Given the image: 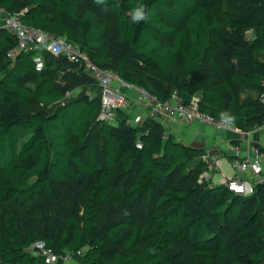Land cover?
Returning <instances> with one entry per match:
<instances>
[{"label":"trees","instance_id":"1","mask_svg":"<svg viewBox=\"0 0 264 264\" xmlns=\"http://www.w3.org/2000/svg\"><path fill=\"white\" fill-rule=\"evenodd\" d=\"M138 5L149 13L139 24L131 20ZM0 7L65 37L160 102L174 92L185 103L198 96L202 111L217 119L226 112L243 131L264 124L261 97H242L264 90V0H0ZM16 47V36L0 29L1 264H46L28 252L36 241L81 264H182L184 254L191 264H264V184L250 196L199 184L209 167L202 149L178 142L160 122L131 125L123 111L117 125L98 121L100 93L73 97L70 84L60 85L72 72L89 76L81 67L47 53L39 73L34 52L8 57ZM33 105L37 111H26ZM58 185L73 187L74 198L85 193L65 228L50 208ZM119 204L140 218L107 228L106 209ZM19 212L41 227L22 228Z\"/></svg>","mask_w":264,"mask_h":264},{"label":"built area","instance_id":"2","mask_svg":"<svg viewBox=\"0 0 264 264\" xmlns=\"http://www.w3.org/2000/svg\"><path fill=\"white\" fill-rule=\"evenodd\" d=\"M0 29H5L17 38V47L8 53V57L14 58L20 52H34L33 61L36 71L41 73L46 66L45 55L47 53L58 57L64 56L70 63L81 67L90 77H92L100 88V105L101 109L98 114V121L108 122L117 119L120 109H129L128 93H136V104L145 108L150 117L163 125L172 124H191L200 122L216 127L220 130H230L237 135L242 132L234 123H226L223 119H217L213 115L200 109V98L194 96L189 103H185L183 98L174 92L166 102L158 101L147 90L126 83L112 70L101 68L94 64L90 58L82 52L78 45L69 42L63 36H56L46 33L42 30L28 27L20 20L18 14L12 15L0 7ZM264 85V82H263ZM261 100L264 105V90L261 94ZM142 121L141 116L132 118L131 125L138 126ZM264 127V124L257 128ZM228 144H230L228 142ZM138 147H142L138 143ZM234 155L241 158L235 166L233 174L222 176L223 185L235 194L250 196L254 193L255 186L264 184V175L262 174L264 153L258 149H253L246 155L242 156L241 149L234 147ZM251 154H254L252 156ZM202 159L208 162V157L204 155ZM220 168V172H221ZM206 171V170H205ZM203 172L198 178V183L210 185L209 180L212 175L209 172ZM251 172L254 180L246 178V174ZM28 252L41 258L46 264H57L62 262L70 264L74 259V254L67 253L60 255L47 246L45 241L34 242ZM82 252H78L80 256Z\"/></svg>","mask_w":264,"mask_h":264},{"label":"crops","instance_id":"3","mask_svg":"<svg viewBox=\"0 0 264 264\" xmlns=\"http://www.w3.org/2000/svg\"><path fill=\"white\" fill-rule=\"evenodd\" d=\"M248 32L249 31H247L246 33ZM242 97L243 98H249V97L256 98V97H261V94L259 95L257 94L256 91L247 90L243 93ZM135 99H136V93L129 92L128 102H129L130 107L128 109L129 110L128 113L130 114L131 118H134L136 116H141L142 121L139 124L141 127H149V126L154 125L157 121L149 116L145 108L136 104ZM116 120L118 122V119ZM129 123L132 124L130 117H129ZM133 125H136V124H133ZM164 126L167 130V134H172L173 136H175L178 142H181L184 145H188V146L198 148V149H203V150L211 149L213 159H216V158H219V159L213 160V166L208 161L209 167L206 171L211 173V175L214 177L215 174L211 172L210 169H212V171L214 169L218 170V173H220L219 175L221 176V179L223 175L233 174L235 172V166L237 162H239L241 159L234 155V152L232 150L234 147L241 149L242 156L246 155L248 152H251V150L253 149H258L255 144H259L262 148H264V127L255 128V129H252L251 131H243L241 128L235 125L242 132L241 135H237L233 131L220 130L214 126L202 124L200 122H194L191 124L168 123V124H165ZM228 142L230 144H228ZM219 153L221 154L219 155ZM224 153L227 154L228 157L224 156L223 155ZM204 154L207 155L206 152ZM251 155L254 156V154H251ZM225 164H227L230 167V171L227 172L224 170L223 166ZM220 168L222 169L221 172H220ZM262 174L264 175V162H263ZM245 176L249 180H252V181L254 180V175L251 172H248V174H246ZM219 184H221V182H219ZM80 262L81 261L79 258H75L71 261L70 264H81Z\"/></svg>","mask_w":264,"mask_h":264},{"label":"rangeland","instance_id":"4","mask_svg":"<svg viewBox=\"0 0 264 264\" xmlns=\"http://www.w3.org/2000/svg\"><path fill=\"white\" fill-rule=\"evenodd\" d=\"M115 24H116L115 21H112V27L114 31L110 37L109 42L111 45L112 52L118 55L121 53L122 48L116 41L117 32L115 30ZM245 35L247 39H252L254 37V33L252 30H249V32L246 33ZM243 66L244 65L241 63L237 64V67H240V69H243ZM24 84H27L29 86L33 85L32 81H25ZM64 84H70L73 87L72 92L69 94V96L74 97L76 95L83 94L86 92H89L92 95L100 93V88L98 84L90 76H86L78 72H72L69 76H66L63 79H61L60 85L63 86ZM38 108L39 107L37 105H33L30 107H27L26 111L33 113L37 111ZM121 111L129 114L128 109H120L118 111L117 118L119 116V113H121ZM129 117L132 120L130 114H129ZM109 123L111 125L118 124L117 120H111L109 121ZM27 137H28L27 135H24L22 141H24ZM203 152L204 153L206 152L208 161L210 162V164H212V166H213V160L219 159V158L213 159L211 149H205L203 150ZM220 154L221 153H219V155ZM223 155L228 157L227 154L225 153ZM223 167L225 171L227 172L230 171V167L227 164H225ZM210 170L211 172L215 174V176L212 179H210L208 183H210L211 185L213 184L217 185L219 184V182L224 184V182L221 179V176L219 175L220 173H218V170L216 169H214L213 171L212 169ZM71 189H73V187H71L70 185L68 186L58 185L55 189V196L51 199L50 208L56 214V217L58 219V224L61 228L66 227V221L71 215H75L77 212L81 210V205L83 204L85 200V193L83 192V190L80 192L77 198H74L73 193L71 192ZM19 213H20L22 228H24L26 225H29L30 227H33L36 229L41 227L42 225L41 221H37L33 219L32 217L22 214V212H19ZM128 216H132L134 221L137 222L140 218V213L135 209L126 210L123 204L113 205L106 209V215L104 219L105 225L107 228H110L114 225L124 222V218H127ZM0 224H1V220H0ZM216 260L219 264H225L219 261L218 259ZM180 262L182 264H191L189 256L187 254H184L180 258Z\"/></svg>","mask_w":264,"mask_h":264},{"label":"clouds","instance_id":"5","mask_svg":"<svg viewBox=\"0 0 264 264\" xmlns=\"http://www.w3.org/2000/svg\"><path fill=\"white\" fill-rule=\"evenodd\" d=\"M97 4H103L104 0H95ZM149 13L146 10V6L138 5L131 12V20L134 23L139 24L142 21H148ZM221 118L226 122H232L234 117L230 116L228 113H221Z\"/></svg>","mask_w":264,"mask_h":264},{"label":"water","instance_id":"6","mask_svg":"<svg viewBox=\"0 0 264 264\" xmlns=\"http://www.w3.org/2000/svg\"><path fill=\"white\" fill-rule=\"evenodd\" d=\"M219 185H222V183H221V184H219Z\"/></svg>","mask_w":264,"mask_h":264}]
</instances>
